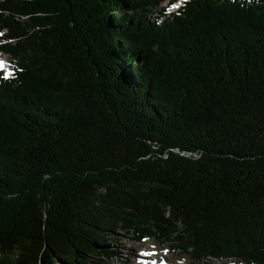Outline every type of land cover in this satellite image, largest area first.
I'll use <instances>...</instances> for the list:
<instances>
[{
    "label": "trees",
    "instance_id": "1",
    "mask_svg": "<svg viewBox=\"0 0 264 264\" xmlns=\"http://www.w3.org/2000/svg\"><path fill=\"white\" fill-rule=\"evenodd\" d=\"M159 5L0 0V264H264V0Z\"/></svg>",
    "mask_w": 264,
    "mask_h": 264
},
{
    "label": "rangeland",
    "instance_id": "2",
    "mask_svg": "<svg viewBox=\"0 0 264 264\" xmlns=\"http://www.w3.org/2000/svg\"><path fill=\"white\" fill-rule=\"evenodd\" d=\"M169 1L160 0L159 6L165 8L167 12L175 10L179 3L173 4L174 0ZM179 2L182 3L183 0ZM5 55L8 56V54ZM117 232L115 241L103 248L112 253L110 258L103 254L91 255L88 263L74 264H245L237 259H228L237 256L219 257L218 259L209 256L204 261H197L190 258L189 253H184L182 248H175V242L167 241L165 238L160 237L158 241L148 238L144 242H139L133 241L125 230L119 229ZM164 240L165 244L161 242Z\"/></svg>",
    "mask_w": 264,
    "mask_h": 264
},
{
    "label": "bare ground",
    "instance_id": "3",
    "mask_svg": "<svg viewBox=\"0 0 264 264\" xmlns=\"http://www.w3.org/2000/svg\"><path fill=\"white\" fill-rule=\"evenodd\" d=\"M157 264V263H156Z\"/></svg>",
    "mask_w": 264,
    "mask_h": 264
}]
</instances>
